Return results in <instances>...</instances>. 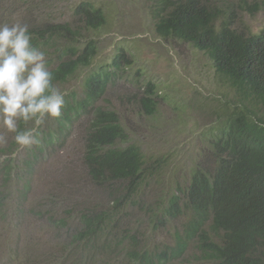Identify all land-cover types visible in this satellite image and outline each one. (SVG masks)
<instances>
[{
	"label": "trees",
	"instance_id": "16d2710c",
	"mask_svg": "<svg viewBox=\"0 0 264 264\" xmlns=\"http://www.w3.org/2000/svg\"><path fill=\"white\" fill-rule=\"evenodd\" d=\"M154 2L152 15L158 37L204 52L233 93L232 103L222 104V116L208 132L213 164L198 161L190 170L187 185L169 194L162 221L183 218L174 230L172 244L140 245L129 228L118 231L123 200L135 199L154 173L145 165L139 148L116 146L125 138L118 112L99 103L123 56L116 54L111 71L100 68L85 72L81 94H67L62 117L46 120L58 129L44 128L45 122L40 128L41 144L29 149V154H42V144L65 139L63 135L84 119L82 163L94 184L111 186V202L79 212V229L72 236L71 231H65L71 236L70 244L60 245L50 254L45 251V264H112L119 246L113 245L111 238L119 233L126 264H264V25L251 31L244 21H238L242 16L264 14V0ZM74 13L85 30L105 23L100 7L86 0L77 4ZM29 27L34 45L46 53L47 67L57 86L91 66L96 44L86 40L79 28L66 23ZM140 104L147 113H153L151 95H142ZM30 123L20 127H31ZM12 145L17 147L13 140ZM36 162V157L28 156L9 167L20 178L26 177L21 188L24 198L31 188L28 178ZM5 163L8 166V160ZM4 172L6 176L10 173L8 168ZM152 216L157 218L158 214ZM48 220L60 227L66 225L63 218ZM39 253L44 255L35 250L36 256ZM32 259L20 258L19 264H32Z\"/></svg>",
	"mask_w": 264,
	"mask_h": 264
},
{
	"label": "rangeland",
	"instance_id": "374dc122",
	"mask_svg": "<svg viewBox=\"0 0 264 264\" xmlns=\"http://www.w3.org/2000/svg\"><path fill=\"white\" fill-rule=\"evenodd\" d=\"M81 1L85 0H0V23H66L79 28L86 40L95 42L96 55L91 66L58 86L68 94H81L85 72L100 68L111 71L116 54L123 56L99 103L118 112L125 138L116 146L139 148L154 176L147 179L148 185L135 199L123 200L118 231L129 228L140 245L172 244L174 230L183 218L162 221L169 194L187 185L190 170L198 161L213 164L208 132L218 124L222 104L232 103L233 93L204 52L184 42L158 37L152 15L154 0H86L100 7L105 16L103 26L90 30L84 29L74 13ZM240 20L251 31H258L264 25V14L242 16ZM142 95L153 98V113L141 106ZM46 126L58 129L51 120ZM86 126L87 121L79 119L63 135L65 139L42 144V154H29V149L14 147V134L0 128L7 140L0 144V264H19L23 257L34 258L32 264H45L46 253L69 243L79 229V212L110 204L111 186L94 184L82 163ZM28 156L36 157L37 162L28 178L31 188L24 198L21 188L26 177L20 178L9 167ZM6 168L10 171L8 176ZM48 217L63 218L66 225L60 227ZM66 230L71 231V236H66ZM113 237L111 242L119 247L111 263L126 264L119 245L122 236L119 233ZM35 250L44 255L36 256ZM39 255H43L42 259Z\"/></svg>",
	"mask_w": 264,
	"mask_h": 264
},
{
	"label": "clouds",
	"instance_id": "9594fccd",
	"mask_svg": "<svg viewBox=\"0 0 264 264\" xmlns=\"http://www.w3.org/2000/svg\"><path fill=\"white\" fill-rule=\"evenodd\" d=\"M53 81L46 53L34 45L29 25L0 23V128L14 134L18 149L39 147L41 126L62 117L68 93ZM29 122L31 127H20ZM6 142L0 134V144Z\"/></svg>",
	"mask_w": 264,
	"mask_h": 264
}]
</instances>
